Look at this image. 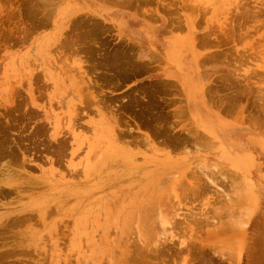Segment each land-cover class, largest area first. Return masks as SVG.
<instances>
[{
  "label": "rangeland",
  "instance_id": "obj_1",
  "mask_svg": "<svg viewBox=\"0 0 264 264\" xmlns=\"http://www.w3.org/2000/svg\"><path fill=\"white\" fill-rule=\"evenodd\" d=\"M0 264H264V0H0Z\"/></svg>",
  "mask_w": 264,
  "mask_h": 264
},
{
  "label": "bare ground",
  "instance_id": "obj_2",
  "mask_svg": "<svg viewBox=\"0 0 264 264\" xmlns=\"http://www.w3.org/2000/svg\"><path fill=\"white\" fill-rule=\"evenodd\" d=\"M3 169V168H2ZM144 222V221H143ZM147 224V223H146Z\"/></svg>",
  "mask_w": 264,
  "mask_h": 264
}]
</instances>
